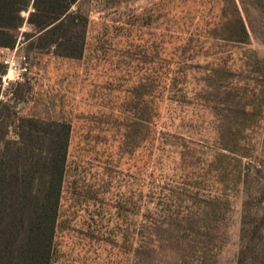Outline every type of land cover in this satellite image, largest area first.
<instances>
[{"label": "rangeland", "instance_id": "obj_1", "mask_svg": "<svg viewBox=\"0 0 264 264\" xmlns=\"http://www.w3.org/2000/svg\"><path fill=\"white\" fill-rule=\"evenodd\" d=\"M218 6L225 23L213 31L217 40L203 42L196 117L187 104L175 134L184 143L186 181L173 177L180 165L167 153L158 166L166 192L153 201L162 218L143 223L154 178L151 169L140 175L139 152L120 149V124L132 118L125 103L141 78L150 81L155 55L166 57L170 22L201 25L216 13L218 23ZM236 8L247 38L226 43L220 38L238 34ZM76 9L88 18L81 59L56 57L26 23L14 48H0V78L6 58L26 68L19 83L0 79V103L13 107L15 119L72 129L52 264H236L242 246L264 244V0H80ZM188 89L182 94L191 104ZM230 110L241 125L236 144L220 137Z\"/></svg>", "mask_w": 264, "mask_h": 264}, {"label": "trees", "instance_id": "obj_2", "mask_svg": "<svg viewBox=\"0 0 264 264\" xmlns=\"http://www.w3.org/2000/svg\"><path fill=\"white\" fill-rule=\"evenodd\" d=\"M79 1L0 0V48H14L17 32L26 23L34 30L33 37L42 47L53 48L56 57L81 59L88 18L79 9L72 11ZM216 9L220 16L218 23L216 13L201 25L184 20L170 22L166 57L163 60L158 53L155 55L150 81L147 83V78H141L131 90L132 98L125 103V111L132 114V118L123 119L120 124L124 128L120 135V149L125 153L139 152L140 175H146L151 169L150 175L154 178L153 191L149 185L146 187V207L141 208L140 216L143 223H158L162 218L157 203L153 201L160 200L166 192V188H161L165 180L158 166H162L159 164L167 153L174 154L179 161V170L173 177L180 183L186 181L182 169L184 143L175 134L184 129L183 116L188 105L193 107L192 116L196 117L195 103L200 98L196 72L198 61L206 55L203 54V42L205 39L217 40L213 31L225 23L224 8L218 6ZM22 13L28 14L26 19ZM234 13L238 34L220 39L232 44L245 43L246 28L237 8ZM212 75L216 76V72ZM184 87L190 89L191 104L184 100ZM216 87L211 90L215 92ZM239 111H243L241 106ZM230 114L234 116L228 119L229 126L223 125L228 129L223 130L220 137L223 142L234 139L236 144L239 133L236 130L241 125L237 123V114L231 110ZM9 123L17 125L13 134ZM171 129L174 134L170 133ZM72 137L70 124L34 117L15 119L13 107L0 103V264H52ZM209 166L212 169L213 166ZM257 231L259 227L254 229L253 235L256 236ZM250 250L242 246L236 264H264V244ZM247 253L253 258H248Z\"/></svg>", "mask_w": 264, "mask_h": 264}, {"label": "built area", "instance_id": "obj_3", "mask_svg": "<svg viewBox=\"0 0 264 264\" xmlns=\"http://www.w3.org/2000/svg\"><path fill=\"white\" fill-rule=\"evenodd\" d=\"M3 64L6 66V73L0 78L3 85L23 81V73L26 71V68L18 65L14 57L4 59Z\"/></svg>", "mask_w": 264, "mask_h": 264}]
</instances>
